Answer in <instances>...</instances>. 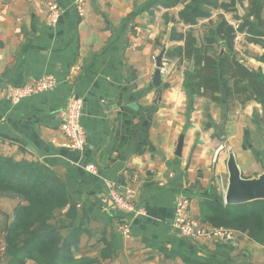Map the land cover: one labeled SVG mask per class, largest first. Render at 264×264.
Masks as SVG:
<instances>
[{"label": "crops", "instance_id": "obj_1", "mask_svg": "<svg viewBox=\"0 0 264 264\" xmlns=\"http://www.w3.org/2000/svg\"><path fill=\"white\" fill-rule=\"evenodd\" d=\"M56 1L64 12L49 24L47 0H0V153L17 148L18 159L42 161L63 179L78 212L63 236L85 223L74 256L96 259L95 264H264V244L245 232L235 230L232 241L206 240L183 236L173 227L181 194L192 198V215L207 224L200 220V204L209 194L224 198L229 146L244 177L264 170L263 103L242 104L224 93L220 103L192 100L185 86L186 63L167 55L162 85H153L155 58L165 39L168 50L184 44L170 40L172 19L183 4L167 8L151 4L155 0H86L80 16L74 0ZM221 14L239 23L233 12L213 9L209 19L193 27L194 34L202 37L200 30L216 28ZM241 41L235 47H241L240 60L264 74V37ZM46 74L56 76L54 89L12 101L15 87ZM73 95L84 101L82 150L66 145L61 128ZM223 120L225 137L220 138ZM112 182L124 193L133 190L136 214L113 207ZM12 203L3 210L9 221L19 202ZM124 217L131 219L130 233L123 231ZM3 246L1 230L0 254Z\"/></svg>", "mask_w": 264, "mask_h": 264}, {"label": "trees", "instance_id": "obj_2", "mask_svg": "<svg viewBox=\"0 0 264 264\" xmlns=\"http://www.w3.org/2000/svg\"><path fill=\"white\" fill-rule=\"evenodd\" d=\"M151 4L167 8L183 4L179 17L172 19L170 40L184 44L169 49L167 57L187 63L185 86L192 100L207 97L220 103L223 93L228 100L242 103L262 100L264 74L240 60L235 41L238 33H244L250 42H260L264 37V0H155ZM239 6L244 8L243 15ZM218 8L233 12L239 20L237 26L221 14L216 28L209 25L199 31L202 37L196 36L193 27ZM177 23L188 28L180 30ZM260 59L264 62V54ZM0 193L20 200L13 219L6 224L0 264L7 257L8 264H95L96 259L74 256L73 245L79 241L84 222L71 236L62 234V229L75 225L78 212L67 185L50 166L0 154ZM200 213L204 223L245 232L264 244V200L227 204L219 194H209L201 201Z\"/></svg>", "mask_w": 264, "mask_h": 264}, {"label": "built area", "instance_id": "obj_3", "mask_svg": "<svg viewBox=\"0 0 264 264\" xmlns=\"http://www.w3.org/2000/svg\"><path fill=\"white\" fill-rule=\"evenodd\" d=\"M85 1L86 0H74V6L80 16H84L85 14ZM46 4L49 10L48 23L56 24L60 20L64 12V8L60 2L56 0H47ZM56 84V76L53 74H46L41 79L34 80L33 82L23 86L15 87L12 91L11 99L14 103H17L26 96L52 90L55 88ZM83 109V99L76 95L71 96L67 105V118L61 126L65 136L68 138L66 145L69 148L76 150H82L86 146V135L81 124ZM88 168L94 172L96 171V166L94 164H90ZM224 192L225 187L223 188V194ZM132 197V189L124 193L115 182L110 184L109 198L111 204L116 209L121 210L126 214H136L139 210ZM191 201L192 198L189 195L183 194L178 195L176 199L173 227L179 234L194 239H217L223 241H232L235 239L236 234L233 229L215 227L197 221L191 212ZM122 227L125 233H130L131 219L124 217Z\"/></svg>", "mask_w": 264, "mask_h": 264}, {"label": "water", "instance_id": "obj_4", "mask_svg": "<svg viewBox=\"0 0 264 264\" xmlns=\"http://www.w3.org/2000/svg\"><path fill=\"white\" fill-rule=\"evenodd\" d=\"M240 13L243 14V10L240 8ZM169 37H167L162 45L159 54L156 56V70L153 78V85L160 87L162 85V68L165 67V56L167 55V44ZM224 52V49H222ZM193 68V64H192ZM261 102L264 105V97ZM218 136L220 138L225 137V120H223L218 126ZM184 144V134L179 138L177 145V155L182 154V148ZM227 171L228 178L224 192V200L227 204H245L255 200H264V170L256 176L246 178L243 176L242 169L237 161L236 153L233 147H228L227 158ZM9 258L4 259V264L9 263Z\"/></svg>", "mask_w": 264, "mask_h": 264}, {"label": "rangeland", "instance_id": "obj_5", "mask_svg": "<svg viewBox=\"0 0 264 264\" xmlns=\"http://www.w3.org/2000/svg\"><path fill=\"white\" fill-rule=\"evenodd\" d=\"M244 39L245 38V40H247L246 39V35L244 34V33H238L237 34V36H236V43L238 42V43H240V41H241V39ZM243 41V40H242ZM241 41V42H242ZM236 43H235V46H236ZM238 47H239V45H238ZM240 49H241V47H239ZM240 49H238V50H236L237 51V53H238V56L240 57V53H241V51L242 50H240ZM244 51V50H243ZM187 65V63L185 64V66ZM28 84V83H27ZM234 101H237V100H234ZM238 101H240V100H238ZM242 103V102H241ZM243 104V103H242ZM2 146H0V148H1ZM14 150H17V148L16 149H14L13 147H10V148H4V151H5V153H0V154H2V155H7V156H13L14 158H16V159H18V157L16 156V154L15 153H13V151ZM12 153V154H11ZM25 159V158H24ZM26 159H28V158H26ZM33 160V159H32ZM39 161V160H38ZM42 162V161H41ZM18 201V202H20V200H19V198H17V197H13V196H9V195H4V194H1L0 193V235H1V230H2V233H4L5 232V228H6V224L7 223H9L8 221H9V219H8V214H7V212H4L3 210H10L13 206H14V203H12V202H14V201ZM19 204V203H18ZM16 208V207H15ZM13 214H14V212H13Z\"/></svg>", "mask_w": 264, "mask_h": 264}]
</instances>
